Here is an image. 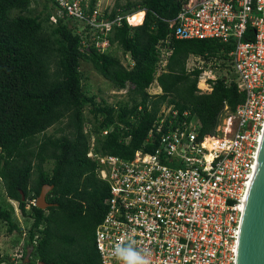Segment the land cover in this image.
I'll list each match as a JSON object with an SVG mask.
<instances>
[{
	"label": "trees",
	"instance_id": "1",
	"mask_svg": "<svg viewBox=\"0 0 264 264\" xmlns=\"http://www.w3.org/2000/svg\"><path fill=\"white\" fill-rule=\"evenodd\" d=\"M36 1L0 0V181L5 197L17 201L19 213L29 220L27 264H101L94 230L106 212L109 190L97 177L96 162L86 156L90 136L95 135L94 149L102 154L130 159L137 149L151 152L157 140L149 131L161 106L169 103L199 120L201 136L211 132L224 105L232 111L243 99L229 55L234 42L171 37L172 53L156 77L162 92L150 96L146 88L156 71V44L172 32L166 19L175 17L182 0L115 1L113 13L145 12L142 23L124 19L109 38L132 65L111 51L99 53L92 46L81 51L73 21L65 16L52 21L48 0L40 10L31 7ZM190 55L228 62L231 76L209 80L211 91L200 92L202 69L185 68ZM82 61L112 89L127 86L126 98L108 102L87 93ZM53 125L58 127L48 133ZM103 129L107 134H100ZM43 184L53 185L46 194L51 204L40 209L29 202ZM0 221L6 233L23 234L9 202L0 203ZM4 260L12 264L0 254Z\"/></svg>",
	"mask_w": 264,
	"mask_h": 264
},
{
	"label": "built area",
	"instance_id": "2",
	"mask_svg": "<svg viewBox=\"0 0 264 264\" xmlns=\"http://www.w3.org/2000/svg\"><path fill=\"white\" fill-rule=\"evenodd\" d=\"M50 2L55 8L50 19L72 20L80 50L92 46L99 53L116 45L109 38L122 20L137 25L129 17L140 11L113 13L115 0ZM166 21L172 32L156 44V71L147 93L162 92L156 77L172 53L171 37L212 38L234 42L229 55L243 99L232 111L225 104L214 129L202 136L199 120L188 110L163 104L149 131L156 147L137 149L130 159L97 152L92 134L86 156L96 162L97 177L109 190L106 212L94 230L95 247L101 264H125L116 254L120 248L149 264H234L244 191L264 122V0H182ZM128 63L133 64L130 58ZM205 64L203 57L190 55L185 68L202 69L198 82L211 91L209 80L215 78ZM116 92L126 94L127 86ZM29 203L35 205V199ZM24 241L10 253L12 264H22Z\"/></svg>",
	"mask_w": 264,
	"mask_h": 264
},
{
	"label": "water",
	"instance_id": "3",
	"mask_svg": "<svg viewBox=\"0 0 264 264\" xmlns=\"http://www.w3.org/2000/svg\"><path fill=\"white\" fill-rule=\"evenodd\" d=\"M52 187L51 184L42 185L35 198L36 207L45 209L50 206L51 203L46 201V194ZM28 261L29 252L22 264H27ZM234 264H264V122L244 191Z\"/></svg>",
	"mask_w": 264,
	"mask_h": 264
},
{
	"label": "rangeland",
	"instance_id": "4",
	"mask_svg": "<svg viewBox=\"0 0 264 264\" xmlns=\"http://www.w3.org/2000/svg\"><path fill=\"white\" fill-rule=\"evenodd\" d=\"M118 1L120 3H124L127 0H118ZM130 1H138V0H130ZM44 2H45L44 0H37L36 2H32L31 7H33V9L40 10ZM46 5L48 6V10H50L52 13H55V8L49 0L46 1ZM111 49H112L111 52L117 55L124 65L129 64L128 63L129 55L124 53L118 45H114ZM206 61L207 63L205 66L207 69V74H211V76H213L214 78L222 74H226L229 77L231 76L230 65L228 64V62L216 58H209L206 59ZM81 70L84 74L83 84L87 90V93L94 94L97 100L104 98L108 102H114L119 98H126V94H124L123 92H116V90L112 89L109 83L107 82V80H105L98 72H96L92 68L89 62L82 61ZM200 83H202V86H200ZM197 86L202 90L209 91V89L206 88V85L203 84V80H200ZM84 112L87 117H90V113L88 112L87 109H85ZM57 127L58 125H53L47 129V132L51 133ZM51 166H52L51 163L46 164L47 169H50ZM4 202H9L10 204L13 205L17 220L20 219L21 221L19 220V222L25 227L24 229H27L29 225V220L21 217L17 209V201L10 200L5 197L2 182L0 181V203L3 204ZM20 240H22V238H20L17 242H19ZM14 241H15V232L11 234L6 233V225L0 221V254H3L4 251L9 252L10 249L12 248ZM3 264H7V262L6 263L4 262Z\"/></svg>",
	"mask_w": 264,
	"mask_h": 264
},
{
	"label": "clouds",
	"instance_id": "5",
	"mask_svg": "<svg viewBox=\"0 0 264 264\" xmlns=\"http://www.w3.org/2000/svg\"><path fill=\"white\" fill-rule=\"evenodd\" d=\"M116 254L125 260V264H149V261L139 253L120 248L116 250Z\"/></svg>",
	"mask_w": 264,
	"mask_h": 264
},
{
	"label": "crops",
	"instance_id": "6",
	"mask_svg": "<svg viewBox=\"0 0 264 264\" xmlns=\"http://www.w3.org/2000/svg\"><path fill=\"white\" fill-rule=\"evenodd\" d=\"M210 91V90H209ZM209 91H206V90H201L200 92H209ZM18 209V208H17ZM19 211V210H18ZM21 215V214H20ZM22 218H24L22 215H21ZM20 219H18V222H19ZM21 221V220H20ZM20 226L23 228V234L19 235L18 233L15 232V241L13 242V245H12V248L10 249V251H4L3 256H6V258L9 257L10 253L12 252L14 246L18 243L17 241L22 238L25 240V232H26V229H24L25 227L19 222ZM10 260V258H9ZM3 262H7V260H4Z\"/></svg>",
	"mask_w": 264,
	"mask_h": 264
},
{
	"label": "bare ground",
	"instance_id": "7",
	"mask_svg": "<svg viewBox=\"0 0 264 264\" xmlns=\"http://www.w3.org/2000/svg\"><path fill=\"white\" fill-rule=\"evenodd\" d=\"M143 11L140 10L138 12H135L132 16L129 17V20L132 24H139L142 20ZM200 86H202V83H200Z\"/></svg>",
	"mask_w": 264,
	"mask_h": 264
}]
</instances>
